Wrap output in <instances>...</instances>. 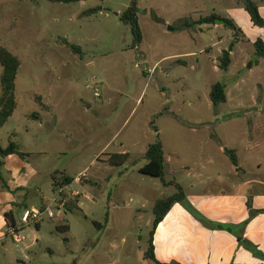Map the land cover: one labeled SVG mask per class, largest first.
Wrapping results in <instances>:
<instances>
[{"label":"rangeland","instance_id":"rangeland-1","mask_svg":"<svg viewBox=\"0 0 264 264\" xmlns=\"http://www.w3.org/2000/svg\"><path fill=\"white\" fill-rule=\"evenodd\" d=\"M130 1L0 0V46L21 61L17 115L1 132L0 144H8V130L30 125L24 117L37 111L38 104L50 111L42 96L52 97L59 124L53 138L39 133L44 140L37 147L44 152L43 160L66 167L76 179L68 192H77L73 199L81 201L82 211L44 217L40 244L25 250L33 241L31 234L16 248L19 254L24 247V253L40 264H153L145 253L154 215L150 207L142 209L139 198L144 201L156 194L161 181L140 174L139 167L146 161L142 155L146 145L158 139L155 130L161 133L166 159L172 162L199 160L203 149L208 152V136L214 131L230 145L249 134L246 119L231 116L222 104L214 108L206 96L209 85L222 79L201 53L209 37L180 28L186 20L173 23L194 10L196 3L139 0L144 43L134 47L130 26L120 18ZM201 2L199 10L204 14H211L213 8L225 11L219 0ZM94 8L100 9L97 14L83 15ZM156 19L173 22L161 26ZM65 41L79 46L82 53ZM187 53L195 55L179 63L166 58ZM174 61L175 69H167ZM36 91L42 96L35 100ZM168 109L193 129L173 131V122L159 114ZM207 123L210 129L201 128ZM18 141L27 147L26 128ZM223 149L219 160H228ZM124 152L126 156L116 159L124 160V165L109 164ZM217 167L214 172L226 178L228 168L222 163ZM62 196L70 200L65 191ZM63 225L68 231L58 229ZM29 228L37 231L32 224L27 234Z\"/></svg>","mask_w":264,"mask_h":264},{"label":"crops","instance_id":"crops-1","mask_svg":"<svg viewBox=\"0 0 264 264\" xmlns=\"http://www.w3.org/2000/svg\"><path fill=\"white\" fill-rule=\"evenodd\" d=\"M193 1L197 7L182 14L178 21L165 23L164 20L156 19V22L161 26H167L170 22L177 24V22L186 20L185 23H181L180 28L182 26L188 28L187 30L192 31L195 36L209 37L201 53L206 54L215 70L222 73V79L209 85L206 96L210 99L213 84L218 82L223 84L227 101L222 105L227 107L231 116L246 119L250 125V131L248 135H245V140L233 145L227 141L222 143L214 131L208 136V152L205 153L206 146H203L205 149L202 150L203 154L199 156V160L172 162L165 156L166 178L176 180L183 187L188 201L208 220L209 226H204L181 204H175L156 228L155 256L163 264L173 262L176 264H264L250 251L241 247L236 237V234L240 233V226L247 222L243 231L244 237L264 253V213L250 218L247 206L249 198L252 197L254 210H264V58H257L254 49V43L258 39L264 41V27L254 25L242 0H219V7L225 8V11L213 8L211 14H204L203 10H199V6L204 5L201 2L203 0ZM254 1L264 20V0ZM212 15L218 16L220 20H231L239 30L237 36L226 25L197 23L202 18ZM169 31L173 29L170 28ZM143 43L144 35L140 47ZM209 46H211L210 49H208ZM223 51H229L231 54V64L227 71L219 67V58ZM188 55L194 56L195 53L170 55L166 58L178 59L176 62L179 63ZM176 62L170 63L167 69H175ZM158 64L159 62L154 66L157 67ZM184 64L188 65V62ZM38 92L36 91L33 95L35 100L36 97L42 96ZM47 98L42 96V104L49 107L50 111L42 109L38 104L37 111L24 117L30 125L21 129L8 130L6 132L8 144L6 146L0 144L2 148H6L10 142L15 141L20 151L28 154L25 159L18 155H10L1 159L3 165L0 168V264H40L31 255L24 253V247L19 254L16 248L23 244L31 234L33 241L25 246V250L40 244L42 222L33 224L37 231L29 228L31 230L27 234L28 227L25 228L24 234L27 238L21 244H16L8 237L6 230L12 222L14 224L20 222L21 214L25 210L43 208L58 194L53 187L55 176L61 174L69 176L66 167L43 160L41 157L44 152L37 147L44 140L39 139V133H49L50 138H53L59 124L53 98ZM209 103L216 109L220 105L215 106L211 99ZM216 109L214 112L219 114L220 111ZM34 114L36 117H33ZM159 114L162 117H168L169 121L173 122V131L183 132L193 129L172 109ZM16 115L17 110L9 122L13 121ZM5 126L0 130V135ZM24 128H26L28 141L25 148L18 141L21 132L24 133ZM201 128L208 130L211 125L207 123ZM157 131L156 134L160 137L161 133ZM160 141L165 150L164 139ZM150 144L146 145L142 153L143 158ZM223 147L229 150V153H226L223 149L228 160H219ZM231 151L235 153L237 166L231 160ZM119 154H125V152ZM146 163L147 161L139 167V173ZM221 163L228 168L226 178L214 172L219 168L217 166H221ZM75 180L71 185L63 188V191L69 194V199H73V196L77 194V192H68ZM175 192L174 186H164L161 182L155 191L156 194L150 195L144 201L139 198V204L142 205V209L150 207L153 212V207L160 197L173 195ZM79 207L81 208V203ZM65 214L66 210L60 214V217ZM229 228L233 233L229 231ZM47 251L53 253L54 250L48 248Z\"/></svg>","mask_w":264,"mask_h":264},{"label":"trees","instance_id":"trees-1","mask_svg":"<svg viewBox=\"0 0 264 264\" xmlns=\"http://www.w3.org/2000/svg\"><path fill=\"white\" fill-rule=\"evenodd\" d=\"M52 3H77L88 0H48ZM244 3V7L246 11L249 13L252 22L255 26L264 27V20L260 15L259 8L257 3L254 0H242ZM99 8L90 9L87 12L83 13L84 16H91L97 14ZM139 0H131L129 7L120 15V18L123 23L130 26L131 34L133 37V46L137 47L141 45L143 42V32L139 23ZM220 19L216 15H212L206 18H202L199 24H211L215 25L216 20ZM226 21V26L234 31L237 34L239 30L235 26V24L228 19H224ZM65 44L68 45L74 52H80L81 48L74 44H70L65 41ZM255 54L257 58H264V41L258 39L254 43ZM231 64V54L229 51H223L222 55L219 58V67L223 71H227ZM0 65L2 67V74L0 77V130L9 122L12 116L15 114L18 103H17V94H16V79L19 74V70L21 67L20 59L10 52L5 47L0 46ZM210 99L212 103L217 106L219 104L225 103L227 101V95L225 91V86L221 83H215L211 87L210 91ZM33 117H36L34 114ZM155 132H158L155 130ZM153 143L150 144L146 153L145 160L147 163L140 169V173L143 175H147L153 178L159 179L164 186H174L176 188V192L173 195H164L160 197L154 207H153V226L149 233V242L148 249L145 253V258L152 261L153 264H163L160 263L155 256L154 249V235L156 228L158 225L164 220L166 215L169 213L171 208L179 203L181 204L194 218L200 221L204 226H209L208 220L202 216L188 201V198L185 194L183 187L176 182V180H168L166 178L165 172V150L162 142L159 137ZM10 155H18L21 158L25 159L28 154L22 153L20 151L19 146L15 142H10L8 147L2 148L0 146V168L3 165L1 159H4ZM125 155H119L115 157V160H111L109 164L111 166L119 167L124 165V160H116L117 158L124 157ZM231 160L235 166H237V159L235 153L231 151L230 154ZM1 177V175H0ZM74 181V178L61 174L59 176H55L53 178V187L55 191L59 189H63L69 185H71ZM80 199H70L66 205V211H70L76 209L78 211H82L79 207ZM248 209L250 211V218H254L258 214L264 213V210H254L253 208V199L249 198L247 202ZM12 222L10 225H13ZM247 225V222L241 225L240 233L236 234L237 240L241 247H244L248 251H250L256 258L262 260L264 262V253L259 250L258 246L247 240L243 231ZM59 230L68 231V226H60ZM229 231L233 233L232 229L229 228ZM171 264H176L175 262Z\"/></svg>","mask_w":264,"mask_h":264},{"label":"built area","instance_id":"built-area-1","mask_svg":"<svg viewBox=\"0 0 264 264\" xmlns=\"http://www.w3.org/2000/svg\"><path fill=\"white\" fill-rule=\"evenodd\" d=\"M95 96L99 97V93L97 90L95 91ZM85 175L86 174L83 173L81 177H85ZM63 192V189H59L58 194L43 208L25 210L21 214L19 223L8 226L6 230L7 236L10 237L16 244H21L27 238V236L24 234L25 228L29 227L32 224H38L42 222L44 217L54 219L58 215L63 214V211L66 208V204L68 202V200L62 196Z\"/></svg>","mask_w":264,"mask_h":264},{"label":"water","instance_id":"water-1","mask_svg":"<svg viewBox=\"0 0 264 264\" xmlns=\"http://www.w3.org/2000/svg\"><path fill=\"white\" fill-rule=\"evenodd\" d=\"M216 23L219 24V25H226V21L220 20V19L216 20ZM225 152L229 153V150L225 149Z\"/></svg>","mask_w":264,"mask_h":264}]
</instances>
